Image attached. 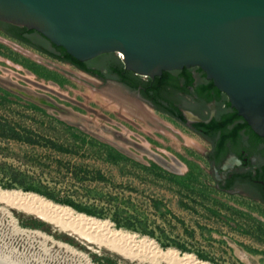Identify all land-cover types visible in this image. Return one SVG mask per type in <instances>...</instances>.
Returning <instances> with one entry per match:
<instances>
[{"label": "rangeland", "instance_id": "obj_1", "mask_svg": "<svg viewBox=\"0 0 264 264\" xmlns=\"http://www.w3.org/2000/svg\"><path fill=\"white\" fill-rule=\"evenodd\" d=\"M112 89L135 96L0 28V188L109 220L162 250L191 252L212 264H264V203L217 187L210 144L186 124L148 103L153 116L134 113ZM5 203L0 208L20 228L40 229L91 264H154ZM7 245L0 240V252Z\"/></svg>", "mask_w": 264, "mask_h": 264}, {"label": "water", "instance_id": "obj_2", "mask_svg": "<svg viewBox=\"0 0 264 264\" xmlns=\"http://www.w3.org/2000/svg\"><path fill=\"white\" fill-rule=\"evenodd\" d=\"M0 21L38 31L79 61L119 54L140 76L199 66L264 137V0H0Z\"/></svg>", "mask_w": 264, "mask_h": 264}, {"label": "bare ground", "instance_id": "obj_3", "mask_svg": "<svg viewBox=\"0 0 264 264\" xmlns=\"http://www.w3.org/2000/svg\"><path fill=\"white\" fill-rule=\"evenodd\" d=\"M112 94L129 106L134 113L153 116V112L145 103L132 99L117 89H112ZM0 202L27 209L53 223L56 230L68 231L80 240L104 243L109 248L139 261L149 260L154 264H160L162 261L170 264H212L191 252L180 253L174 248L162 250L148 237L139 241L135 235L115 229L109 220L77 212L72 207L56 204L33 192L0 188ZM20 227L17 219L11 217L1 206L0 240L8 245L7 251L0 252V264H43L44 258L49 259L51 264L52 261L61 264H91L85 255L77 252L69 244L54 240L40 229Z\"/></svg>", "mask_w": 264, "mask_h": 264}, {"label": "flooded vegetation", "instance_id": "obj_4", "mask_svg": "<svg viewBox=\"0 0 264 264\" xmlns=\"http://www.w3.org/2000/svg\"><path fill=\"white\" fill-rule=\"evenodd\" d=\"M102 70L107 72L106 68ZM168 72L171 75L170 82L162 87L161 93L167 102L165 106L174 115L158 109L151 99L143 95L141 85L135 90L115 76L98 78L117 80L129 90L139 92L153 108L179 121L181 116L185 118L181 122L210 144L207 159L212 166L217 187L264 203V137L255 133L239 114L234 116L237 110L231 106L228 95L214 85L201 67H184ZM140 77L144 81L155 79ZM189 114L193 117H189ZM230 116H234L233 120L220 132L213 133V128L204 130L195 125L209 124L214 119L223 120ZM219 141L221 145L218 147Z\"/></svg>", "mask_w": 264, "mask_h": 264}, {"label": "trees", "instance_id": "obj_5", "mask_svg": "<svg viewBox=\"0 0 264 264\" xmlns=\"http://www.w3.org/2000/svg\"><path fill=\"white\" fill-rule=\"evenodd\" d=\"M1 30L7 35L20 40L46 54L49 56L59 59L64 62L71 63L78 67L79 69L90 73L94 76L105 78L106 76H115L124 83H127L131 88L137 90L141 85L143 87L142 93L149 99H151L158 109L162 111H168L171 115H174L173 112H170L169 109L165 106L167 103L162 96V87L170 82V73L164 71L161 76H156L154 80L150 79L149 81H144L133 71L127 70L124 63L120 57H117L116 53H104L93 59L87 61H79L70 55L65 48L62 46H57L52 43L49 39L43 36L36 30L28 29L24 26H17L11 23L0 21ZM106 68L107 72H104L102 69ZM238 116V112L235 111V115ZM233 116V117H234ZM178 117V116H177ZM233 117L230 116L223 120L214 119L211 123H195V125L201 129L213 128V133L216 131H222L225 129ZM181 121H185V118L182 116L179 118ZM247 124V123H245ZM212 132V131H211ZM221 145V141L218 142V147ZM66 203L74 206L78 210L85 211L89 214L98 215L96 212L82 207L72 201H65Z\"/></svg>", "mask_w": 264, "mask_h": 264}]
</instances>
